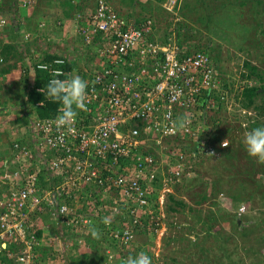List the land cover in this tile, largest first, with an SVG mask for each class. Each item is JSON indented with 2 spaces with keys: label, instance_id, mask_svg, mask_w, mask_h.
I'll return each instance as SVG.
<instances>
[{
  "label": "built area",
  "instance_id": "obj_1",
  "mask_svg": "<svg viewBox=\"0 0 264 264\" xmlns=\"http://www.w3.org/2000/svg\"><path fill=\"white\" fill-rule=\"evenodd\" d=\"M17 1L31 7L37 0ZM163 7L175 22L181 20L176 0H165ZM137 21L108 0L75 10L70 32L73 39L80 37L89 57L83 73H76L88 83L86 110L76 109L71 130L56 127L57 113L34 115L27 125H13L0 145V248L19 244L17 252H7L14 261L29 264L37 256L44 242L33 231L42 226L43 214L59 225L63 241L82 244L96 220L105 233L106 262L117 250L125 258L135 250L136 232L157 238L165 233L169 195L192 180L194 164L227 149L226 138L210 141L229 121L231 108V86H224L210 54L188 53L189 43L175 37L158 43L152 39V18ZM20 24L26 42L63 40L43 20ZM8 25L0 10V29ZM30 50H38L35 67L46 63L40 47ZM62 62L58 57L52 63ZM57 69L66 78L74 75L57 67L52 72ZM249 111L238 108L243 116ZM104 217L111 223L105 225ZM157 251L156 244L147 248L152 264H168L157 259ZM47 263L44 258L39 264Z\"/></svg>",
  "mask_w": 264,
  "mask_h": 264
},
{
  "label": "rangeland",
  "instance_id": "obj_2",
  "mask_svg": "<svg viewBox=\"0 0 264 264\" xmlns=\"http://www.w3.org/2000/svg\"><path fill=\"white\" fill-rule=\"evenodd\" d=\"M239 1L242 0H202L201 3H196L197 8L194 12V14L196 13V21L195 17L192 22L187 21L188 24L195 26V31L198 32L197 39H200L202 43L208 41L213 45V52L218 58L222 76L227 80V86H231L229 99L231 108L229 112L228 110L224 111V120H227L225 112H228L229 121L224 122V125L221 124L220 130L223 131L225 127H228L227 125L232 127L234 132L230 134V137L227 133H222L223 136L221 137L226 138L229 144L231 138H234V142L228 145L225 153L219 157L201 158L199 163L194 164L192 180L180 184V187L178 186L175 191V198L173 199H181L183 204L186 203L184 206H182L183 204L176 205L177 209L174 212H167V232L161 238L162 258L167 259L172 264H206L207 261L205 260L207 259H211V264H221L219 261L215 263L212 258L215 261L217 258L223 260L224 264H264V186L262 185L264 184V176L258 174L261 182L259 188L256 182H248L249 178L244 177L243 170H245L244 167L247 162L249 163L248 158L252 159L253 162H256L257 158L250 156L245 149L243 140L248 129H243L241 125L239 127L238 120L242 119L246 124L248 116L238 113L239 107L234 99L236 92L240 91L239 87L243 85L244 80L241 77V72H247V68L242 65L244 60H250L251 64L264 73V52L262 54L260 52L264 51V0H244L243 4H240ZM44 4H47V7L44 8L45 11L42 7ZM112 4L124 15L130 14L131 17L138 19L152 16L156 24L153 26L155 35L159 41L162 39L167 26L165 20L169 22L170 16L165 13L156 0H112ZM13 6L11 4V9H7V6L0 5V8H4L1 11L6 18H16L18 15L28 18L30 15L34 22L40 19L44 20L47 17L53 19L56 17L55 14L58 9L55 0H38V6L36 3V7L34 5L28 9L19 6L14 8L15 6ZM197 15H203L202 18L204 19L199 20ZM257 23H260L261 26H254ZM246 25L249 26L248 29ZM220 34L222 37H217ZM189 43L193 45V42ZM17 54L19 56L18 52ZM10 61L9 63H14L15 59ZM17 79L21 80L22 83L17 82L13 88L12 86H0V99L4 100L6 96H9V99H14L13 102L19 105L18 109L21 113L25 108L19 103V96L25 82L23 76ZM9 93L10 95H8ZM256 100L259 101V98L256 97ZM249 112L248 115L252 116L253 119L256 114L255 111L251 109ZM17 117L20 119L18 114ZM222 163L225 164V167ZM206 187L210 188L207 190L209 192L211 188L215 190L213 197L210 196L207 200H201L197 204L195 201L198 199L196 192L202 193L203 189L206 191ZM191 190L195 194L192 196L194 201L185 198ZM251 190H255L252 195ZM228 198L234 202H230ZM188 202L190 204H187ZM168 203L172 202L169 200ZM238 205L244 206L242 213L241 211H234ZM237 219L243 223L236 224ZM241 225L244 230L243 240L239 234H231L235 233L236 228L240 229ZM199 231L205 232L203 236L201 234L196 241H188L189 238L187 240L186 237L189 233ZM182 233L188 235L184 236ZM165 237L168 239V242L165 243L167 245L164 244ZM202 237L205 239L199 241L198 239L201 240ZM137 240L140 243L145 238L138 236ZM171 242L181 245H179V252L173 251ZM195 244H206V247L203 249L200 248V245L199 247L194 246ZM218 244L220 251L217 250ZM239 244L244 246V249H238L241 258L232 256L231 259L234 261L232 262L225 254V245L229 251ZM191 246L197 249L193 252L190 249ZM247 248L248 251H245ZM253 248L256 249V252H251ZM222 257L223 259H220Z\"/></svg>",
  "mask_w": 264,
  "mask_h": 264
},
{
  "label": "trees",
  "instance_id": "obj_3",
  "mask_svg": "<svg viewBox=\"0 0 264 264\" xmlns=\"http://www.w3.org/2000/svg\"><path fill=\"white\" fill-rule=\"evenodd\" d=\"M2 1V3H1ZM58 4V9L61 8L62 9V13L65 16H71L72 11L74 10V4L71 0H55ZM96 0H81V2H86L85 3V8L89 9L92 6H94ZM132 1V0H131ZM162 0H156V2H160ZM130 2V1H128ZM202 0H195V2H193V0H185L183 2V0H181V7L179 9V16L181 17V20L177 21V23L175 24V26H173V31L176 32V39L180 42V43H189V42H193V45H190L187 48V50H189L188 53H190L192 49L194 50H205V51H213V45L208 43V41H206V43H202L200 39L198 38V32L196 33L195 31V26L193 24H188L187 21H191L192 19L195 17V21H196V13L194 14V12L196 11L197 5L196 3H201ZM244 0L239 1L240 4H243ZM183 3V4H182ZM11 4L14 5V8H17L18 5V1L17 0H0V5L2 6H7V9H11ZM129 4V3H128ZM37 6H38V0H37ZM36 7V6H35ZM151 7V6H148ZM4 8H0V10H2ZM130 15V14H128ZM198 16V15H197ZM203 16V15H202ZM202 16H198L197 18L199 20H202L204 18H202ZM150 19L152 18V16H148ZM156 17V16H155ZM145 17L141 18L142 20ZM153 20V18H152ZM194 21V22H195ZM138 22V21H137ZM165 23H167V27L164 30V37L162 38L163 41H166L167 36L170 34V32L168 31L169 27H171L170 25V21L168 22V20H165ZM152 25H156L154 20ZM254 26H261L260 23L254 24ZM247 29L249 28L248 25H246ZM5 30V29H4ZM4 30H3V34H4ZM2 30L0 29V32ZM6 31L10 33V31L12 33H14L13 31V25L10 26H6ZM217 37L221 38V34L217 35ZM181 38V40H180ZM0 41H2L0 39ZM76 48H74L75 50H77V52L79 51V49H82V46L78 43H81L80 41V37L78 35L75 36V38L73 39L72 42ZM68 49V48H67ZM0 52L3 56V58L10 56H14L15 54V45L14 44H4L2 46V49H0ZM261 54L264 51H260ZM259 52V53H260ZM41 57L40 59L44 62H46L48 64V70L44 71L41 70L40 68L35 67L33 69V73L31 76V80L29 81V77L27 76V78H25V80H28V84L26 82L27 85H25L26 87H24V99L22 102L24 109V115H22L19 119V117L17 118V120H14V123L16 124H22V125H27L29 122V119H31L32 116L35 115V117L37 118H44V117H48V116H52L55 113L58 112V108H59V104L57 102H53L50 98H48L47 96H45L40 89L43 88L44 86L46 87L48 81L53 78L52 77V68L57 67L63 70H68V71H73L74 74L76 73H83V69L81 68V66L86 67L87 66V61L88 58L87 54L82 53V54H78L75 56L76 60L79 61V66L75 67L73 65V63L71 62V60L69 59L68 56L63 55L61 53H50L48 52L46 49L41 50ZM62 58L64 60V62L62 63H52L53 59L56 58ZM215 60H217V58H215ZM264 60V59H263ZM81 62V64H80ZM242 65L247 68V72H241V77L243 78V80H247L243 83L242 86L239 87L238 92H236L234 99L236 100L238 107L244 108L246 110H253L255 111V117L253 118L252 121H248V119H250V116H248V118L246 119L247 121V125L246 128L247 129H251L257 125L260 124H264V73L261 72L260 70L257 69V67L253 64L250 63V60L246 59L243 61ZM5 69V68H2ZM9 67H6V70H8ZM60 79L66 78V76H64V74L60 75L59 77ZM22 97V96H20ZM256 97L259 98V101L256 100ZM237 107V108H238ZM252 118V116H251ZM262 120V121H261ZM13 123V122H12ZM11 123V124H12ZM241 121H239V127H240ZM216 130H218V126H215ZM234 130L232 127H225L223 131L219 130V132L217 131L215 134H212L210 141H212L211 143H213V145L218 142L219 140H221L223 137L222 133L225 134H233ZM234 139V138H233ZM233 139L231 138V144L234 142ZM225 153V152H224ZM223 153V154H224ZM241 154V153H239ZM222 155V154H221ZM219 156H211L210 158H216ZM249 163L247 162L246 166L244 167L245 170L244 174H245V178H249L248 182H256L257 187L259 188V186H261V182L259 181L260 178L258 177V174H260V176H264V162H261L259 160H257L256 162H253L252 159L250 160L248 158ZM222 165L225 167V164L222 163ZM222 166V167H223ZM255 171V173H253ZM264 186V184H262ZM215 190L211 188L209 193H206V191L203 189V192L199 194L198 199H196V203H200L201 200L203 201L204 199H207L208 197H213L212 195H214ZM257 192V191H256ZM255 193V190L252 191L251 190V195ZM190 196V194H189ZM169 200L172 203H169L167 206V212H171V211H175V206L174 205H182L183 201L182 200H175L173 199L172 195H169ZM48 220V222H46ZM45 222H42V226H35L34 227V231L33 234L35 235L36 238H40V237H44L45 234V230L46 227L43 226V224H51V226H53L54 228L59 227L58 224L55 223L54 220L46 218ZM99 228L101 229V227L99 226ZM61 232V231H60ZM204 232V231H203ZM105 235L104 231H101V236ZM90 238L87 236L84 239V243H79L77 240H73L72 241V246L75 250H77V254H76V259L77 262L75 264H111L112 262H106L105 260H103L104 257V251H100L101 253H99V251H97L96 249H93L92 245L90 246V249L86 247V242H90ZM19 245V244H18ZM18 245L13 243V242H9L7 244V249L9 250H14L18 248ZM235 246L233 247V249L230 251L228 254V251L226 250V256L229 260L231 259V256H235L238 258L239 257V253L237 249H244V246ZM20 247V245H19ZM39 248L41 247H45V246H38ZM86 247V249L84 248ZM250 248V247H248ZM248 248L245 249V251H248ZM80 249V250H79ZM2 251L5 250V248H1ZM251 252H256V249L253 248ZM3 254V253H2ZM40 251H37V256L33 257L31 263L29 264H39L40 258ZM0 259H2V261L5 262V264H27V263H23V262H18V261H14L12 258H8L5 254L4 256H2ZM90 260V262H89ZM207 260H211V259H207ZM237 261V260H236ZM235 261V262H236ZM114 262V261H113ZM232 262H234L232 260ZM221 264H224V262L222 261Z\"/></svg>",
  "mask_w": 264,
  "mask_h": 264
},
{
  "label": "clouds",
  "instance_id": "obj_4",
  "mask_svg": "<svg viewBox=\"0 0 264 264\" xmlns=\"http://www.w3.org/2000/svg\"><path fill=\"white\" fill-rule=\"evenodd\" d=\"M71 1L74 4V10L72 11L71 16H65V15H63V13H61V8H59L60 9V11H59V14L60 15H56L55 14L56 17H54L53 19H49L47 17V18H44V20L43 19H40L37 22L43 20V21H45V23H46L47 26L53 27L56 31L61 32V30H59V28H61L62 25L64 24V20L63 19H66V17H67L70 20V22H71L72 17H73V15L75 13V10H79V9L80 10H83V9H85V3L86 2H81V0H71ZM108 1L110 3H112V0H108ZM164 1L165 0H162V1L158 2L159 6L162 9H164V7H163ZM36 3H37V1H36ZM36 3L33 4L32 6H34V5L36 6ZM176 4H178V15H179V9L181 7V0H176ZM19 7L26 8V9L31 8V7H22V6H19ZM164 11H165V13L168 16H170V20L169 21H170V25H171V27H169V29H168V31L170 32V34L167 36L166 40L168 38H172V37H175L176 38V32L173 31V26H175V24L179 20H177L175 22L173 20L174 19L173 14L172 13H168L165 9H164ZM128 16L131 17L130 15H128ZM16 18L17 19L15 21V24H17V30L20 29V25H21L20 24V21L21 20H31V22L34 25H36V23H37V22H34L33 18L30 15H28V18L27 17L24 18V17H22L20 15H18ZM135 19L138 20V22L140 20H142V19H138V18H135ZM180 19H181V17H180ZM56 20L59 21L58 24H57V22H55ZM70 25H71V23H70ZM166 27H165V29H166ZM70 31H71V28H70ZM152 31H153L152 39L154 41H156L158 43L159 42L160 43L164 42L162 39L160 41L157 39V37L155 35V31H154L153 25H152ZM19 33H20V31H19ZM69 33H71V32H69ZM163 37H164V35H163ZM70 39H72V42H73V38H70ZM63 40H64V37H63ZM63 40H62V42H63ZM180 40H181V38H180ZM32 41H35L34 42L35 43L34 45L36 47H39V45H38L39 42L42 43L43 45L46 44L40 38H35ZM32 41H30V42H32ZM80 41H81V39H80ZM30 42L24 41L23 38H22V35L20 33V37H18V41H16V43L13 42V41H9V42H5L4 44H9V43L10 44H14L15 45V52H18L19 53L20 50H19V45L18 44H20V46H21V44H28ZM62 42H59V43H56V44L48 43V45H50L51 47H56V46L60 45V43H62ZM78 44L80 46V43H78ZM31 48H32V46L29 47L28 51L25 54V59H24V60H26V65L28 67V70H29L30 74H28L27 71H25V72L22 73V75L24 77V81L27 82V84H28V81L25 80V78L27 76L28 77L31 76L32 73H33V69L35 68V63L33 61V58H34L33 55H34V53H36L38 51V50H35L34 52H32L30 50ZM40 48L42 49L43 47L40 46ZM0 49H2V47ZM81 51H83V52H81ZM85 52L86 51H84L83 49H79V51L77 53L78 54H82V53L85 54ZM207 52L210 54V57L212 59V62L215 64V66L217 67V69L220 71V67H219V63H218V58L215 55V52H213V51H207ZM215 58H217V60H215ZM10 60H14L13 58H11L10 55L8 57H6V58L4 57L3 58V61L0 63V65L6 66V64H8V67H9L12 64V63H9ZM80 64H81V62H80ZM14 65L15 64H13L10 67V70L14 67ZM48 67L49 66L46 63H41L39 65V68L41 70H44V71H47L48 70ZM19 70H20V67H19ZM22 71H24V70H22ZM220 74L222 76L221 71H220ZM60 75H62V73L60 72V70H58V69L57 70H54L52 72V77L53 78H51L48 81L46 87L44 86L43 88L40 89V91L45 96H47L48 98H50L53 102H57L59 104V108H58L57 115L54 117V121H53L55 123L56 127L57 128L66 127L69 130H71L72 129V126L74 125V123L76 121L77 115H78L76 109L86 110V101H87V96H88V93H87L88 83H87V81H85L78 74H74V75H72V76H70L69 78H66V79H60L59 78ZM30 78L31 77H29V81H30ZM223 79H224V86H227V84H228L227 80H225V78H223ZM245 81H247V80H244L242 83H244ZM247 82H249V81H247ZM27 84H25V85H27ZM25 85H23V86H25ZM236 88H237V86H236ZM236 88L234 89L233 93L235 92ZM20 96H22V97H20ZM20 96H19V98H20L19 99L20 100L19 103L23 107L22 102H23V99L25 98L24 97V88H22V91H21ZM23 111L24 110L21 111L20 117L23 115ZM247 116H249V115L247 114ZM252 120L253 119L250 116V119H248V121L250 122ZM245 125H247V121H246V124ZM242 127H244L243 129H247V128H245V126H242ZM241 142H242V140H241ZM243 143H244V146H245V149H246L247 153L250 156L257 158V160H259L261 162H264V124H260V125H257L255 127L251 128V129H248V131L246 132V134L244 136ZM225 146H227V145H225ZM190 148L193 149V147H190ZM226 150H224L221 154H223ZM209 189L210 188L206 187V193L209 192V191H207ZM189 194H190V196H189ZM196 194L199 197L200 192H196ZM171 195H172L173 198H175L174 197V194H171ZM194 195L195 194H194L193 190H191L190 193H187L186 194L185 198L187 200L192 199L194 201L195 199L192 198V196H194ZM204 200H207V199H204ZM168 204L169 203H167V206H168ZM174 206H175V211H176L177 206L176 205H174ZM240 206H243V205H238L237 208H236V210H234V211L239 212V207ZM171 212H174V211H171ZM242 212L243 211H241V213ZM102 222L105 225H108V224L111 223V220H110L109 217H104V218H102ZM166 225H167V223H166ZM89 232L91 233V235L93 237L99 238V235L100 234H99L98 230L94 226H90ZM139 232H136V235ZM166 232H167V230L159 238H157L154 234H150V233H147V232H145V235H143V234L140 235V236H143V238H145V240H143L140 243L138 241H137V243H134V244H136V247H135V250H134L133 253L130 252V251H127V254L129 255V257H128L127 254L125 255L126 258H127L126 261H125V264H152V257L149 256L146 252H147L148 246H154L155 244H156V247H157V250H158L157 251V259L159 261H163V263L165 262V263H168V264H172L167 259L162 258V256H163L162 255V252L163 251H162V246H161V238H163L165 236ZM60 236L62 237V235H60ZM85 237H87V235ZM136 239H137V237L135 236V240ZM47 240L50 241V239L45 238V241H47ZM49 241L47 243V246H51V243ZM6 246L7 245H4V247H1V248H5L4 251H2L1 248H0V251L4 252V254L6 256H7V252H9V251L17 252V250H18V248L17 249H14V250H9V249H7ZM40 246H44V245L41 244ZM37 251H39V247H37Z\"/></svg>",
  "mask_w": 264,
  "mask_h": 264
},
{
  "label": "crops",
  "instance_id": "obj_5",
  "mask_svg": "<svg viewBox=\"0 0 264 264\" xmlns=\"http://www.w3.org/2000/svg\"><path fill=\"white\" fill-rule=\"evenodd\" d=\"M42 7H43V9L46 8L47 4H44ZM44 11H45V9H44ZM59 11H60V9H57L56 15H60ZM61 13H62V9H61ZM38 16H39V14H38ZM7 19L9 22L8 26L13 25L14 33H12L11 31H10V33L7 32L6 28H4L5 30L3 29L4 34L2 33L3 30L0 32V39L2 40V41H0V48L2 47V45L5 42L13 41L16 43V41H18V37H20L19 30H17V24H15V21L17 18L13 17L12 19H10V18H7ZM63 20H64V24L62 25L61 28H59V30H61L59 35H62L64 37L63 42L60 43V45H58L56 47H51L50 45H48V43L43 45L40 42L38 43V45H39V47L40 46L43 47L42 49L40 48L41 50L46 49L50 53L56 52V53H61L63 55L68 56L69 59L71 60V62L73 63V65L75 67H77V66H79V61L76 60V57H75L77 55V50L74 49V48H76V46L74 45L75 43L73 44L72 39H70V38H72V33H69L71 22L67 17H66V19H63ZM34 42L35 41H32L28 44H21V46H20V44H18L19 50H20L19 56L17 55V52H15L14 56H11V58L15 59V62L9 66L8 70H6V66L8 64H6V66L0 65V86H6V87L12 86V88H13V86H15V84H17V82L22 83V81L17 79V78H20L21 76H23L22 75L23 72L27 71L28 74H30L28 67L26 65V60H24V59H25V54L28 51L29 47L35 46ZM10 62H12V60ZM13 64H15V65L10 70V67ZM19 67H20V70H19ZM2 68H5V69H2ZM22 70H24V71H22ZM30 80H31V78H30ZM25 84H26V82H25ZM24 87H26V86H23V88ZM8 95H10V93ZM13 101H14V99H9V96L4 97V100L0 99V145H2L3 142H7L8 137H11L10 132L12 130H10V129L13 125H15L14 120H17V118H18L17 114L20 116V113H19L20 110L18 109L19 105L15 104ZM228 200L230 202H234L231 198H228ZM185 203H184V205H185ZM187 204H190V203L188 202ZM42 218H43V222H45L46 218H48V216L46 214H43ZM46 222H48V220ZM239 222L243 223L242 221H239L238 219L235 221L236 224H239ZM43 226L46 227V230H45L46 235L43 237V240H42V242H44L42 245H44L45 247L39 248V251H40L39 256H41L40 260H42L44 258L48 259L47 264H75L77 262L76 254L78 251L73 248L72 240H68L67 238H64V241H63V237L60 236L61 232H60L59 227H58V229L54 228L53 226H51L50 223L49 224H43ZM90 226H94L98 230L100 235H99V238L93 237L91 235V233L89 232V228H90L89 227L86 233H87V236L90 238L91 241L86 242V247L90 249V246L92 245L93 249H96L97 251H99V253H101L100 251L103 250V247L105 245V243H104L105 240H104L103 236H101L102 230L99 228V223L96 220H92ZM234 231H235V233H231V234L232 235H238L239 234L240 236H242L241 238L243 240L244 230L242 229V225L240 226V229L236 228ZM198 233H199V235H198ZM204 233L205 232H203V231H199V232H191V233H189V235L186 233L185 234L182 233V234L184 236L188 235L186 237L187 240H188V238L190 239L188 241H196L197 238H199L201 234L203 236ZM142 234L145 235V232L140 231L136 235V237H138ZM179 237L181 238L182 236H179ZM179 237L177 238L178 240L180 239ZM45 238L50 239L49 242L51 243V246H47V244H45V243H47V241H45ZM204 239L205 238L202 237L201 240L200 239H198V240L202 241ZM137 241L138 240L136 239L135 243H137ZM166 242H168V239L165 237L164 244ZM205 242H206V240H205ZM165 245H167V244H165ZM179 245H180L179 243H172L171 248L173 249L174 252H179V250H180ZM199 245L201 246L200 248H203V249L206 247V244H199ZM199 245L195 244L194 246L199 247ZM1 247H4V245L1 244ZM86 247H84V248L86 249ZM217 248H218L217 250L220 251L219 244L217 245ZM190 249H192L194 252L195 249H197V248H194L193 246H191ZM225 249L227 250L226 245H225ZM113 253L115 255V259L113 260L114 262L112 261L111 264H125V261L127 259L126 257L121 259L120 258V252H119V256H118V250L116 252L114 251ZM225 254H226V252H225ZM228 254H230L229 251H228ZM2 256H4V252L0 251V258ZM128 257H129V255H128ZM220 259H223V257ZM103 260L106 261L105 254H104ZM212 260L215 263L218 261L221 263L223 261V260H219L218 258L216 259V261L213 258H212ZM205 261H207L206 264H211L210 260H205ZM89 262H90V260H89ZM0 264H5V262L2 261V259H0Z\"/></svg>",
  "mask_w": 264,
  "mask_h": 264
}]
</instances>
